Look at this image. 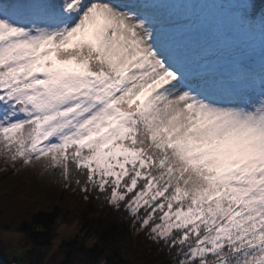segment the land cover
<instances>
[{
	"label": "snow or ice",
	"instance_id": "6c2138e0",
	"mask_svg": "<svg viewBox=\"0 0 264 264\" xmlns=\"http://www.w3.org/2000/svg\"><path fill=\"white\" fill-rule=\"evenodd\" d=\"M0 156L173 264H264V5L0 0Z\"/></svg>",
	"mask_w": 264,
	"mask_h": 264
},
{
	"label": "trees",
	"instance_id": "16d2710c",
	"mask_svg": "<svg viewBox=\"0 0 264 264\" xmlns=\"http://www.w3.org/2000/svg\"><path fill=\"white\" fill-rule=\"evenodd\" d=\"M84 196L58 177L5 167L0 156V230L21 233L25 264H173L167 249L137 233L123 208L110 207L96 194ZM62 223H76L80 232L54 250ZM8 248L0 238V253Z\"/></svg>",
	"mask_w": 264,
	"mask_h": 264
},
{
	"label": "rangeland",
	"instance_id": "374dc122",
	"mask_svg": "<svg viewBox=\"0 0 264 264\" xmlns=\"http://www.w3.org/2000/svg\"><path fill=\"white\" fill-rule=\"evenodd\" d=\"M80 232V226L76 223L65 224L62 223L58 228V235L54 240V250L63 240H69ZM21 233L14 230H0V238L9 247L4 253H0V264H25L21 260L23 251L22 243L20 241ZM14 261L15 263H10ZM9 262V263H7Z\"/></svg>",
	"mask_w": 264,
	"mask_h": 264
},
{
	"label": "built area",
	"instance_id": "2783aa9c",
	"mask_svg": "<svg viewBox=\"0 0 264 264\" xmlns=\"http://www.w3.org/2000/svg\"><path fill=\"white\" fill-rule=\"evenodd\" d=\"M7 263H9V262H7ZM10 263H14V261H11Z\"/></svg>",
	"mask_w": 264,
	"mask_h": 264
}]
</instances>
